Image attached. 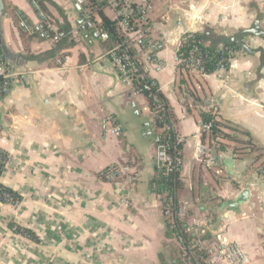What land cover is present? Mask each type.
<instances>
[{
  "label": "crops",
  "instance_id": "crops-1",
  "mask_svg": "<svg viewBox=\"0 0 264 264\" xmlns=\"http://www.w3.org/2000/svg\"><path fill=\"white\" fill-rule=\"evenodd\" d=\"M3 1L2 40L15 54L6 59L19 75L0 103V148L11 157L0 184L22 200L0 201V264H180L152 187L156 146L132 113L128 87L105 56L107 45L55 44L27 35L18 27L17 11L38 21V9L29 0ZM152 1L153 33L167 63L156 77L183 139L178 194L183 220L207 218L204 231L211 237L222 236L220 227L228 220L236 230L226 240L242 246L244 264H264V214L249 216L244 208H257L256 198L264 210V39L248 35V45L263 53L242 50L226 71L183 72L174 64L181 29L193 26L211 44L217 36L250 28L261 14L264 30V0ZM39 9L62 28L78 17L70 0H43ZM110 114L124 125L122 136H103L102 118ZM210 114L225 137L214 140L203 130L211 121L203 116ZM229 154L234 175L220 157ZM116 162L136 164L135 184L101 177ZM244 189L248 200L227 206ZM10 224L31 230L38 240Z\"/></svg>",
  "mask_w": 264,
  "mask_h": 264
},
{
  "label": "built area",
  "instance_id": "built-area-1",
  "mask_svg": "<svg viewBox=\"0 0 264 264\" xmlns=\"http://www.w3.org/2000/svg\"><path fill=\"white\" fill-rule=\"evenodd\" d=\"M38 9L39 20H30L22 11H17L18 27L27 35L55 44L74 41L107 45L106 58L114 66L118 79L128 87V102L132 113L142 120L143 134L154 140L156 146V177L152 184L160 197L161 208L167 227L176 243L177 262L180 264H244L246 253L242 246L219 234L208 236L204 231L209 221L201 218L186 224L183 220L182 204L178 197L180 172L184 158L180 150L183 142L177 132V122L156 74L166 68V60L160 55L161 40L153 33L151 13L152 0H70L78 17L72 26H56L39 9L36 0H29ZM103 2V6L100 4ZM113 24H107L101 12ZM112 29V30H111ZM175 43L174 64L179 71L207 74L205 62L209 54L203 50L200 39H194L196 31L188 26L179 31ZM164 35H166L163 32ZM254 38V37H252ZM248 43V42H247ZM243 49L237 44L218 45L222 52L218 66L213 71H226L233 59ZM19 71L6 59L0 49V103L12 92L13 78ZM213 120L203 126L210 131ZM103 136H122L124 125L112 114L102 118ZM3 128L0 125V135ZM11 157L2 156L4 168ZM101 177L107 182L125 180L135 184L138 170L134 162H116L106 166ZM264 179V168L261 170ZM0 200L7 204H18L15 197L0 188ZM195 223V224H194ZM201 229V230H200ZM221 233V232H220Z\"/></svg>",
  "mask_w": 264,
  "mask_h": 264
},
{
  "label": "trees",
  "instance_id": "trees-1",
  "mask_svg": "<svg viewBox=\"0 0 264 264\" xmlns=\"http://www.w3.org/2000/svg\"><path fill=\"white\" fill-rule=\"evenodd\" d=\"M36 1L39 4V6L41 7V3H42L43 0H36ZM100 4L103 6L104 3L101 2ZM101 14L104 16V19L106 20L107 24H110V25L113 24L112 21H109L107 19V17L104 15L103 12H101ZM194 39H197V40L200 39V40H202V42H204V37L202 36L201 33H195L194 34ZM221 43H223L225 45H233L234 44L233 42H230L226 36H217L215 38V40L211 44L203 46V50L209 54V58L205 62L206 71L208 73L213 72L216 69V67L218 66L219 60L222 57V52L218 51V45H220ZM0 49H1V46H0ZM1 51H2V49H1ZM32 57L34 59L36 58V56H32ZM203 118H204L205 122L209 121V120H213L214 121L212 129L210 130L211 137L214 140L218 139V137H220V138L225 137L224 133L221 130V124L219 122H217L213 118V116L211 114L209 116L204 115ZM220 146H221V149L223 151L226 150V146L225 145L221 144ZM0 151L2 152V156L5 157V156L8 155L1 148H0ZM3 172H4V165L0 162V175L3 174ZM178 187H180V182L178 184ZM0 188L10 192L15 197L16 201L20 202L22 200V196L21 195H19L18 193L14 192L10 188L4 186L3 184H0ZM0 201H2V200H0ZM10 226L15 230V232L20 233V234L25 235V236H28V237H30V238H32L34 240H38V237L31 230H29L27 228L20 227L18 225H14V224H10Z\"/></svg>",
  "mask_w": 264,
  "mask_h": 264
},
{
  "label": "water",
  "instance_id": "water-1",
  "mask_svg": "<svg viewBox=\"0 0 264 264\" xmlns=\"http://www.w3.org/2000/svg\"><path fill=\"white\" fill-rule=\"evenodd\" d=\"M5 12V6H4V1L0 0V45L1 48L3 50V52L6 55V58H14L15 54L11 53L7 47L5 46L2 38H3V32H2V28H1V24H2V18ZM260 20H261V14H258V17L256 18V20L253 22L252 26L248 29H243L241 31H239L237 34L227 37L228 40L230 42H233L234 44H237L238 46H240L245 52L249 53V54H254L258 51H260L261 53H263L262 49H254L252 47H250L248 45V43L246 42L245 38L250 35V36H255V37H259L264 39V30H262L261 26H260ZM222 158V160H224V162L226 163V170L231 174L234 175V169H233V158H232V154H229L228 156H220ZM249 197V190L248 189H244L242 190V192L239 194V196L235 199L232 200L230 202H228L227 206L231 207V208H236L237 206H239L241 203H244L248 200ZM226 204H223L221 206V208H224Z\"/></svg>",
  "mask_w": 264,
  "mask_h": 264
},
{
  "label": "rangeland",
  "instance_id": "rangeland-1",
  "mask_svg": "<svg viewBox=\"0 0 264 264\" xmlns=\"http://www.w3.org/2000/svg\"><path fill=\"white\" fill-rule=\"evenodd\" d=\"M163 40L164 41H166L167 42V40H168V38L167 37H164L163 38ZM168 43V42H167ZM178 194H179V191H178ZM254 201L256 202V205H257V208H252V206H250V204H247V205H245L244 206V208L246 209V211H247V213H248V215L249 216H259L260 214H264V210L262 209V202H261V200L259 199H254ZM214 219V218H213ZM224 223V226L222 225L220 228H222L223 229V231L220 229V228H218V230L220 229L221 231H222V233H221V235H222V238H225V239H229L228 238V234H230V232H232L233 230H236V228L228 221V220H225V221H223ZM195 224V223H194ZM228 226V227H227ZM201 230V229H200ZM217 230V231H218ZM225 232V233H224ZM220 233V232H219ZM223 233L227 236V237H225L224 235H223ZM252 240H253V245L254 246H256L257 248H259V250L261 251V247H260V242H259V239L258 238H255V237H253L252 238Z\"/></svg>",
  "mask_w": 264,
  "mask_h": 264
}]
</instances>
